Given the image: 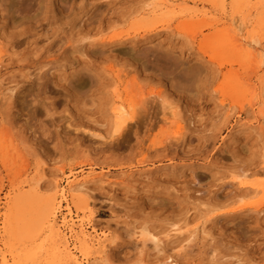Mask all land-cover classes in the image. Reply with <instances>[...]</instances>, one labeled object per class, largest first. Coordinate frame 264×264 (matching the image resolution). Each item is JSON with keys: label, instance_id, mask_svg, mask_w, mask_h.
Returning a JSON list of instances; mask_svg holds the SVG:
<instances>
[{"label": "rangeland", "instance_id": "1", "mask_svg": "<svg viewBox=\"0 0 264 264\" xmlns=\"http://www.w3.org/2000/svg\"><path fill=\"white\" fill-rule=\"evenodd\" d=\"M263 109L264 0H0V264H264Z\"/></svg>", "mask_w": 264, "mask_h": 264}, {"label": "bare ground", "instance_id": "2", "mask_svg": "<svg viewBox=\"0 0 264 264\" xmlns=\"http://www.w3.org/2000/svg\"><path fill=\"white\" fill-rule=\"evenodd\" d=\"M236 7V6H235ZM254 37V36H253ZM251 38L250 40L254 43V42H256V39H255V37L254 38ZM237 40V39H236ZM121 109H123V108H121ZM263 112H264V109H263ZM125 114V113H124ZM119 122V121H118ZM123 121L121 120L119 123H122ZM239 177V176H238ZM237 177V178H238ZM40 183V182H39ZM39 183L38 182H36L35 183V187H36V189H40V188H42L40 185H39ZM81 184H83V183H81ZM84 185V184H83ZM83 188V186L82 185H80L79 183L77 184H74V182H70L69 183V190H68V194L71 196V195H73L72 194V192L75 190V189H82ZM66 193H64V191H63V189H62V191L60 192V196L62 197V199L61 200H67V197H66V195H65ZM60 200V201H61ZM59 201V202H60ZM58 207H59V204L57 205V206H55L54 208H52L51 209V211H50V213H51V217L53 216V217H55V215H56V212H57V209H58ZM68 208V207H67ZM47 213H49V212H47ZM70 214V213H69ZM49 215V214H48ZM46 217H48V216H46ZM52 217V218H53ZM65 217V216H64ZM63 217V218H64ZM71 217V216H70ZM73 220V219H72ZM50 221V220H49ZM84 220L81 218L80 220H79V223L78 224H76V222H74V221H72V222H70L69 223V220H66L65 218L62 220V222H61V225H56L57 226V233H60V232H62L61 231V228L63 227V228H68V230H69V232H70V236H72L73 237V239H74V246H73V248L75 249V250H77V252H79L80 254H81V256L83 257V258H79L76 254L74 255V252H72L71 251V249L69 248V242H68V236L67 237H65V235H63V239H64V242H62V245H63V247H64V249L68 252V255H69V257H70V259L75 263V264H90V262H89V257H88V255L85 253V251L83 250V246L85 247V248H87L88 246H93L94 245V242H93V240H94V236L93 235H91V233H87L86 231H85V227H84V222H83ZM55 226V227H56ZM79 228L78 230H76L75 228ZM66 230V229H65ZM56 233V234H57ZM176 233V232H175ZM155 237V236H154ZM156 238V237H155ZM152 240H154L153 238H151ZM96 241V240H95ZM99 241V240H98ZM97 241V242H98ZM155 241V240H154ZM79 244V245H78ZM96 244V243H95ZM61 245V246H62ZM83 259L85 260L84 262H83ZM167 262H169V263H171V262H174V261H167ZM3 263L4 264H8V260H6V259H4L3 260ZM171 264H175V262L174 263H171Z\"/></svg>", "mask_w": 264, "mask_h": 264}]
</instances>
